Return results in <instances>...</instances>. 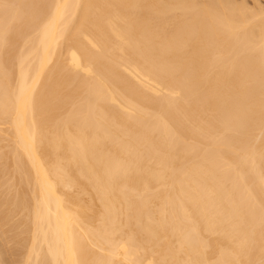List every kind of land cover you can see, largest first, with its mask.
I'll use <instances>...</instances> for the list:
<instances>
[{
    "label": "bare ground",
    "instance_id": "bare-ground-1",
    "mask_svg": "<svg viewBox=\"0 0 264 264\" xmlns=\"http://www.w3.org/2000/svg\"><path fill=\"white\" fill-rule=\"evenodd\" d=\"M0 264H264V0H0Z\"/></svg>",
    "mask_w": 264,
    "mask_h": 264
}]
</instances>
